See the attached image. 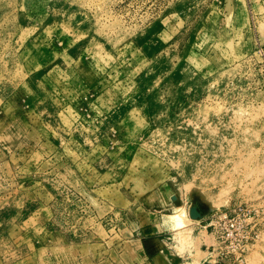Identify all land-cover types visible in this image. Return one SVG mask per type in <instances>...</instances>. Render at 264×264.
Returning a JSON list of instances; mask_svg holds the SVG:
<instances>
[{"label": "rangeland", "instance_id": "rangeland-1", "mask_svg": "<svg viewBox=\"0 0 264 264\" xmlns=\"http://www.w3.org/2000/svg\"><path fill=\"white\" fill-rule=\"evenodd\" d=\"M234 203L264 208V0H0V264H129Z\"/></svg>", "mask_w": 264, "mask_h": 264}, {"label": "built area", "instance_id": "built-area-1", "mask_svg": "<svg viewBox=\"0 0 264 264\" xmlns=\"http://www.w3.org/2000/svg\"><path fill=\"white\" fill-rule=\"evenodd\" d=\"M201 221L216 244L208 250L211 264H247L248 254L264 230V208L234 203L210 210Z\"/></svg>", "mask_w": 264, "mask_h": 264}, {"label": "crops", "instance_id": "crops-1", "mask_svg": "<svg viewBox=\"0 0 264 264\" xmlns=\"http://www.w3.org/2000/svg\"><path fill=\"white\" fill-rule=\"evenodd\" d=\"M194 209V214L199 217L209 212L202 213V210ZM199 217L190 218L191 247L182 255L171 247L169 234L163 232L159 224L150 223L139 229L135 233L137 241L131 243L135 256H131L129 264H211L208 250L214 241L203 229L202 221H197Z\"/></svg>", "mask_w": 264, "mask_h": 264}, {"label": "clouds", "instance_id": "clouds-1", "mask_svg": "<svg viewBox=\"0 0 264 264\" xmlns=\"http://www.w3.org/2000/svg\"><path fill=\"white\" fill-rule=\"evenodd\" d=\"M189 227L188 215L182 207L166 210L160 217L159 228L169 234L171 247L181 255L191 247Z\"/></svg>", "mask_w": 264, "mask_h": 264}, {"label": "water", "instance_id": "water-1", "mask_svg": "<svg viewBox=\"0 0 264 264\" xmlns=\"http://www.w3.org/2000/svg\"><path fill=\"white\" fill-rule=\"evenodd\" d=\"M191 212H189V215H190V218H191ZM203 218V215L202 216H200L198 219H197V221H199V220H201Z\"/></svg>", "mask_w": 264, "mask_h": 264}, {"label": "bare ground", "instance_id": "bare-ground-1", "mask_svg": "<svg viewBox=\"0 0 264 264\" xmlns=\"http://www.w3.org/2000/svg\"><path fill=\"white\" fill-rule=\"evenodd\" d=\"M191 217L192 218H196L197 216L195 214H191Z\"/></svg>", "mask_w": 264, "mask_h": 264}]
</instances>
